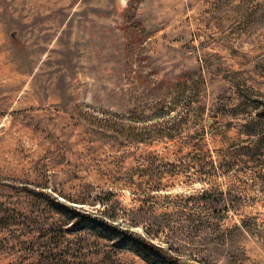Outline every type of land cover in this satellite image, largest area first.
<instances>
[{"label": "rangeland", "instance_id": "374dc122", "mask_svg": "<svg viewBox=\"0 0 264 264\" xmlns=\"http://www.w3.org/2000/svg\"><path fill=\"white\" fill-rule=\"evenodd\" d=\"M264 0H0V264H264Z\"/></svg>", "mask_w": 264, "mask_h": 264}, {"label": "trees", "instance_id": "16d2710c", "mask_svg": "<svg viewBox=\"0 0 264 264\" xmlns=\"http://www.w3.org/2000/svg\"><path fill=\"white\" fill-rule=\"evenodd\" d=\"M259 118H264V110L258 113ZM256 138L253 146L263 143L264 132L247 133ZM60 212L70 214L75 219L76 224L80 228L92 231L99 238H105L112 242L117 250H128L139 256L146 264H187L182 262L177 256H173L166 250L151 243L146 238L121 227H118L101 217L94 216L89 213L80 212L78 210L67 207L62 203L54 204Z\"/></svg>", "mask_w": 264, "mask_h": 264}]
</instances>
